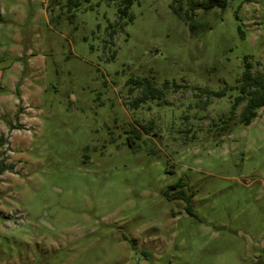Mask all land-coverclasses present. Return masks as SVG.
<instances>
[{
	"label": "rangeland",
	"instance_id": "obj_1",
	"mask_svg": "<svg viewBox=\"0 0 264 264\" xmlns=\"http://www.w3.org/2000/svg\"><path fill=\"white\" fill-rule=\"evenodd\" d=\"M172 4L0 0V264H264V0Z\"/></svg>",
	"mask_w": 264,
	"mask_h": 264
},
{
	"label": "trees",
	"instance_id": "obj_2",
	"mask_svg": "<svg viewBox=\"0 0 264 264\" xmlns=\"http://www.w3.org/2000/svg\"><path fill=\"white\" fill-rule=\"evenodd\" d=\"M133 2L134 0H121L119 12L122 16L128 14ZM186 2L187 5L189 6L188 10L184 11L183 10L184 8L182 6L180 5L177 6L176 4H172V9L178 16H180L188 23L191 30L196 29V25L192 23L193 12L197 10L210 11L215 7L225 9L228 6V0H202V1L186 0ZM142 86H143V82L138 81V87L142 89V97L133 102L137 107L150 96L148 92L145 89H143ZM236 88L238 90V95L234 100L230 113L231 115L234 114L237 107L241 104H244V107L239 115V121L244 126H249L258 117L259 111L264 108V68L261 71H254L253 63L249 61L248 57H245L244 71ZM201 91L209 97L212 96L216 98H221L224 95H226L227 88H224L220 91H212L208 88H203L201 89ZM139 126L140 128L135 127V129L132 131V136H131L137 140L142 139L144 134L149 135L152 129L151 123L147 126L141 124ZM17 128L19 129L20 127L17 126ZM4 141H5L4 139L1 140L2 144H4ZM13 169H14V165L6 164L5 159H2L0 161V176L4 172L12 171ZM176 187L177 185L173 186V188ZM193 196H194L193 194L187 196L184 193H178L173 196V199L184 201L187 204L186 206L187 213L190 214L191 216L196 217V214L194 213L192 208Z\"/></svg>",
	"mask_w": 264,
	"mask_h": 264
},
{
	"label": "crops",
	"instance_id": "obj_3",
	"mask_svg": "<svg viewBox=\"0 0 264 264\" xmlns=\"http://www.w3.org/2000/svg\"><path fill=\"white\" fill-rule=\"evenodd\" d=\"M14 99H15V98H14ZM15 102H16V103H19V100H18V99H15Z\"/></svg>",
	"mask_w": 264,
	"mask_h": 264
}]
</instances>
